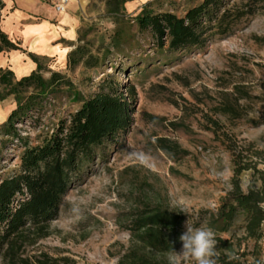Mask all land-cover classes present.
Wrapping results in <instances>:
<instances>
[{"label": "rangeland", "instance_id": "1", "mask_svg": "<svg viewBox=\"0 0 264 264\" xmlns=\"http://www.w3.org/2000/svg\"><path fill=\"white\" fill-rule=\"evenodd\" d=\"M2 1L0 30L14 31L13 41L27 47L24 53L30 52L34 48L24 46L27 38L16 24L4 23L22 8L21 0ZM42 1L51 5L52 0ZM201 1L75 0L80 27L71 49H81V60L72 66L61 57L42 60L71 86L52 91L15 121L19 138L4 137L0 176L18 169L25 142L40 143L81 105L72 93L88 98L101 89L104 79L118 82V94L128 103V123L114 141L97 147L92 160L81 162L71 174L46 236L21 237V255L31 264L36 259L48 264H170L172 250L150 247L129 229L136 217L157 207L185 217L180 225L163 230L162 236L174 241L177 252L182 248L178 237L188 221L214 230L220 264H257L264 257V222L255 239L247 235L242 215L227 230L212 220L236 184L247 191L241 187L242 173L249 172L255 186L260 182L256 170L264 172V10L227 35L177 50L167 41L157 45L134 20L144 7L182 16ZM24 10V29L41 20L34 4ZM23 62L19 57L4 68L19 77L30 70ZM14 106L13 96L0 101V123ZM236 159L255 168L235 175ZM232 253L238 259L230 260Z\"/></svg>", "mask_w": 264, "mask_h": 264}, {"label": "trees", "instance_id": "2", "mask_svg": "<svg viewBox=\"0 0 264 264\" xmlns=\"http://www.w3.org/2000/svg\"><path fill=\"white\" fill-rule=\"evenodd\" d=\"M126 1L117 0L116 3ZM3 5L0 0V9ZM261 10H264V0H202L182 16L170 11L153 12L144 7L134 20L139 30L150 32L157 45L162 46L167 41L169 48L177 50L200 46L214 35H227L242 20ZM0 42V52H25L1 30ZM80 50L79 47L70 49L66 66L81 60L83 53ZM27 55L36 67L26 75L18 78L11 69L0 68V101L13 96L15 102L6 120L0 123V135L3 137L0 147L4 145V137L19 136L14 126L16 120L37 108L52 91L59 90L61 86H71V82L64 79L60 72L45 68L43 58L31 52ZM47 72L49 76H44ZM29 89L32 90L26 95ZM118 91V82L107 79L105 82L104 79L101 89L88 98L78 92L72 93L81 105L67 120H60L40 143L30 146L25 142L18 169L0 176V263L31 264L21 255V237L32 234V240H36L46 236L47 225L58 214L71 174L79 169L81 162L92 160L97 147L114 141L124 130L129 108ZM234 162L235 175L251 166L255 168L247 161L239 163L236 159ZM256 172L260 175L259 184L250 186L245 192L236 184L213 217V222L220 224L221 230H227L235 218L242 215L247 235L255 239L260 237L261 223L264 222V209L261 207L264 201V172ZM184 219L180 213L157 207L148 214L136 217L129 229L150 247L170 251L175 244L162 236L163 230L180 225ZM35 263L48 264L40 259H36Z\"/></svg>", "mask_w": 264, "mask_h": 264}, {"label": "crops", "instance_id": "3", "mask_svg": "<svg viewBox=\"0 0 264 264\" xmlns=\"http://www.w3.org/2000/svg\"><path fill=\"white\" fill-rule=\"evenodd\" d=\"M18 4L22 8L18 7V11L15 13L14 17L6 18L5 21L7 22V20L10 19V23L16 24V28H19V34H22L23 36L27 35L24 34V32L28 29V31L34 29L40 30V32L42 31V35L37 38L39 40L37 41L36 46H33L32 48L34 49H30L29 51L40 56V58L43 59L61 57L62 61L66 62V55L70 51L71 46L76 40L77 32L80 27V20L74 13L75 0H69L66 11L62 13L56 12L52 5L42 0H21L20 2H18ZM32 4L38 7L39 12L41 13L39 15L41 17V20L39 22L28 23L29 26L24 29L23 26L27 25L23 23V20H26L25 14H27L24 12V7L27 8V6L29 7ZM36 24H42L41 28L39 26H33ZM4 32L10 36L8 37L12 41H15V38H17V35L14 31L10 32L8 30ZM36 35L37 34L33 36L36 37ZM26 38L25 40L28 43L24 46L29 47L33 38L27 36ZM25 48L27 49V47H24V49ZM19 57L21 58V61H24V64L30 67V70L28 72L20 74L19 77L26 75L31 70L35 69L36 63L27 55V53L20 52V50L0 52V67H9L13 63V61L16 62V59ZM12 71L14 72V70Z\"/></svg>", "mask_w": 264, "mask_h": 264}, {"label": "clouds", "instance_id": "4", "mask_svg": "<svg viewBox=\"0 0 264 264\" xmlns=\"http://www.w3.org/2000/svg\"><path fill=\"white\" fill-rule=\"evenodd\" d=\"M147 158V154L142 156L141 162ZM251 176L249 172L241 175V187L247 189L251 186ZM185 230L178 237L182 244L179 252L172 247L170 254V264H179L180 260H190L192 264H220L218 255V239L216 233L210 227H194L185 222ZM230 260H236L235 253L230 254ZM257 264H264V257Z\"/></svg>", "mask_w": 264, "mask_h": 264}, {"label": "built area", "instance_id": "5", "mask_svg": "<svg viewBox=\"0 0 264 264\" xmlns=\"http://www.w3.org/2000/svg\"><path fill=\"white\" fill-rule=\"evenodd\" d=\"M69 0H52L51 5L58 13L66 11ZM262 209H264V201L261 203Z\"/></svg>", "mask_w": 264, "mask_h": 264}, {"label": "bare ground", "instance_id": "6", "mask_svg": "<svg viewBox=\"0 0 264 264\" xmlns=\"http://www.w3.org/2000/svg\"><path fill=\"white\" fill-rule=\"evenodd\" d=\"M6 23H10V19H8L7 20V22ZM10 25V24H9ZM11 26V25H10ZM30 28H32V27H30ZM29 30V29H28ZM28 30H26L25 32H24V34H27V35H25V36H27V37H32L33 38V40H31V43H30V45H31V47H33V46H36V44H37V41L39 40V39H37L38 38V36L36 35V37H34L33 35H35V34H37L38 32H40V30H37V29H34V30H30V31H28Z\"/></svg>", "mask_w": 264, "mask_h": 264}]
</instances>
